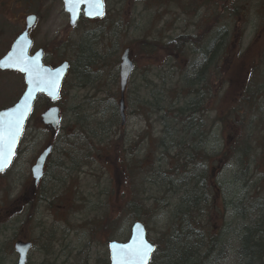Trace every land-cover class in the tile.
Segmentation results:
<instances>
[{
    "label": "rangeland",
    "instance_id": "1",
    "mask_svg": "<svg viewBox=\"0 0 264 264\" xmlns=\"http://www.w3.org/2000/svg\"><path fill=\"white\" fill-rule=\"evenodd\" d=\"M103 2L105 15L102 20H80L71 29L62 0H0V58L20 34L24 19L29 15L37 16V23L29 33L32 52L44 49L49 67L72 61L68 43H79V47L86 50L84 41L89 39L93 40V51L101 58L88 70L85 68L95 81L90 88L75 87L70 75L65 80L63 92L54 104L61 116L54 139L39 122L50 103L44 98L36 102L17 157L11 169L0 176V264H15L13 244L19 240L33 243L28 264H99L107 259L109 238L122 242L129 236L132 223L124 222L127 215L121 213L129 198L134 202L141 201L147 211L148 217L143 218V222L149 241L157 245L161 236L171 229L173 216H179L183 210L179 205L180 195L172 186L173 190L167 191L163 185L165 176L143 179L138 172L141 167L145 174L156 170L157 174L169 172L173 175L175 167L177 170L181 164L177 160H164L162 155L172 145L171 141L177 140L172 119L166 117V122L162 121L165 126L167 124L168 135L167 132L164 134L161 122L148 117V109L143 103L148 102L149 97L153 100L151 93L162 95L164 100L163 93L168 90L184 94L186 84H180V77L188 79L184 76L191 72L193 56L188 51H193V47L190 45L198 48L207 43L212 32L224 26L233 37L230 45H233L235 63L230 64V60L225 77L212 79L208 86L212 90L206 92L207 95L202 93L203 100L196 97V101H200L203 109L199 114L203 130L209 133L207 149L224 159L211 157L209 163V172L214 176L205 192L210 197L215 195L216 199L209 215L211 218L223 217V220L215 219L214 225L210 221L209 230L226 233L224 241L232 247L226 253L227 259L220 264H240L233 236L241 222L234 218L233 211L225 210V206L240 203L243 208L248 207L247 216L252 215L254 219L257 215L251 214L254 211L251 208L257 206L255 200L264 201V0ZM216 6L221 10L226 7L232 14L226 13V17L219 20ZM183 42L190 45L183 47ZM177 47L179 51L187 48L182 51L183 59L179 58ZM125 49L130 51L134 68L127 86L132 84V95L125 97V122L122 130L119 128L115 148L110 144L97 147L102 149L99 157L95 156L98 149L84 141L69 148L67 139L74 129L71 112L74 107L82 105L81 111H85L89 109V103L98 100H105L112 109L118 104L119 58ZM236 62L242 63L245 69L241 70ZM113 75L117 77L116 86ZM144 77L153 84L150 88L142 81ZM23 91L21 75L0 72V110L11 107ZM181 97L170 103L175 102V107L184 105L187 98ZM90 112L84 114L90 115ZM225 113L228 117L222 123L221 115ZM163 137L167 139L161 144ZM48 144L54 145L48 176L43 179L40 190L31 196L28 192L30 169ZM170 151L174 159L177 152ZM68 156L75 160L82 157V164L93 157V162L82 169L74 167L72 173L67 174L56 164L63 162V167H67ZM167 177L174 185L176 176ZM20 206L22 211L17 212ZM120 213L117 225L109 227L113 217Z\"/></svg>",
    "mask_w": 264,
    "mask_h": 264
},
{
    "label": "trees",
    "instance_id": "2",
    "mask_svg": "<svg viewBox=\"0 0 264 264\" xmlns=\"http://www.w3.org/2000/svg\"><path fill=\"white\" fill-rule=\"evenodd\" d=\"M216 7L217 11L220 13V15H218L219 13L216 12L218 15L216 17L217 19H224L226 17L225 14H229L226 7H222V10L218 9V6ZM231 14L232 13L229 15ZM238 14L239 13H237V15ZM216 26H218V24ZM212 34L209 36L207 43L205 42L203 45L201 44L202 46L200 45V48H196L197 46L190 45V43L184 45L183 42L182 44L183 47H187L188 45L193 47V51H188L190 56H193L190 65L191 72L189 75L186 73L184 76L189 78L185 79L180 77V84H186L183 91L184 94L176 92V90H168V92L165 91L163 93V95L166 96V99L164 100L162 95L151 93L150 95L153 100L149 97L148 102L143 103L144 108L148 109L146 111L148 117H154V122H161L164 134L167 132L168 135L166 128L167 124L165 126L162 121L166 122V120H164L166 117L172 119L171 123H173V126L175 127L173 132L177 135V140L179 142L176 139H173V141H171L172 145L165 153L163 152L162 155L164 160H177L181 166H177V170L175 167L173 175H169V172H166L165 175L157 174L156 170L145 174L140 167V171L138 172L140 173L139 176H142L143 179L146 176H155L156 179L160 178V176H165L164 181H166V183H163V185L168 188V192H171L175 187L177 193L180 195L178 198L179 205L183 208V210L180 211V217L176 215L173 216V220L171 221L172 227L169 232L165 235L163 234L161 239L157 242V245H155L156 251L152 255L149 264H220L227 259L226 253L228 249H230L229 247H231L228 242L224 241L225 238L227 239L225 236L226 233L209 230L210 221L211 223L213 222L214 225L215 219L217 220L220 218L223 220L222 216L211 218L209 215V210L213 208L214 202L216 201L215 195L212 194L210 197L209 194L206 195L205 192L206 189L209 190L208 182L210 178L214 176V174H210L211 172H209V163L211 157L215 159L219 157L220 160L224 159L207 149L208 142L206 139L208 138L207 134L209 133L206 129L203 130L202 119L199 117V114L202 113L203 109L200 106V101H196V97L202 98L201 100H203L202 93L207 95V93L212 90L208 87L212 83V79L215 78L216 80H220L225 77V70L230 63V60V64L235 63V60L232 59L235 55L232 50L233 45H230L231 40L233 42V37L228 34L227 28L224 26L216 32H212ZM84 43L86 44L87 42L84 41ZM206 44L208 45L206 46ZM67 45L68 51L72 53L73 57L71 62L67 61L70 65L68 76L70 75V77H73L75 87L80 89L90 88L95 81H93L94 79H91L92 75H90L87 70L94 61L99 62L98 59H101L92 49L94 44L86 50L79 47V43H71L70 45L68 43ZM176 50H178V53L180 54L178 55L179 58L183 59L182 55L184 52L182 51L187 50V48H183L179 51L180 48L177 47ZM91 58L92 61H90ZM223 65L225 67H223ZM236 65L239 66L241 70L245 69L244 65L240 62H236ZM85 68L87 69L86 72ZM181 69L182 66L180 67V70ZM236 73L239 75L238 72ZM142 81L148 88L153 85L149 83L145 77ZM113 83L116 86V75H113ZM131 85L132 84L126 89L125 97L126 95H132ZM62 92L63 91H61V94ZM181 96L187 98L184 105L175 107V102L170 103L174 98L176 100V97ZM160 97H162V99ZM85 99L87 100L86 97L84 100ZM166 100H169L167 104H165ZM44 101L47 103L45 99ZM153 101L155 102L153 103ZM87 103L85 105H87ZM82 108V105H79L71 110V112L73 111L72 124L74 129L67 139L69 148H72L75 144H80L83 141L94 148L109 146V144L115 148L119 136V128L122 130L118 104H114L112 109L111 106L108 107V103H106L105 100H98V102L89 103L88 110L81 111ZM89 111H91L89 113L90 115L84 114ZM221 117H223L222 123H225L224 120L226 121V118L228 117L227 113L222 114ZM117 119H119V121H117ZM115 132H117L116 135L114 134ZM57 133L53 139L57 136ZM166 139V137L161 138L160 143L164 144ZM97 149V155L95 156L99 157L100 150L102 149ZM171 149H174L177 152V156L174 159H172L170 155ZM49 159L46 165L45 176H48L47 169H49ZM90 162H93V157L89 162H84L82 164V157L78 156L75 160L74 157L71 158L68 156L67 162L65 163L67 167H63V162L56 165L57 168H60V171L62 170V172L70 174L74 167L82 169ZM167 176H176L174 185L171 183L170 177ZM170 186L173 188H170ZM255 203L257 206L251 208L254 210L251 214H254V216L257 215V218L255 216L254 219L251 218L252 215L250 214V216H247L250 212L248 207L243 208L240 203H237V205L232 203L228 207L225 206V210L230 209V212L233 211L234 218L241 222L240 228L233 236V240L235 239L234 242H236V253L240 264H264V201L259 198L258 200H255ZM122 207L121 213L127 215L126 221L124 222H141L144 225L145 221L143 222V220L145 217H148V214L142 206L141 201L136 200V202H134L133 198H129L125 201ZM121 213L113 217L109 227L113 224L117 225ZM102 214L103 213H100V215ZM200 216L205 221H202L201 218L199 219ZM205 216L207 218H205ZM213 225L211 226V229H213ZM109 241H111V238H109L107 242ZM101 261L102 262L98 263L108 264L107 259Z\"/></svg>",
    "mask_w": 264,
    "mask_h": 264
},
{
    "label": "water",
    "instance_id": "3",
    "mask_svg": "<svg viewBox=\"0 0 264 264\" xmlns=\"http://www.w3.org/2000/svg\"><path fill=\"white\" fill-rule=\"evenodd\" d=\"M64 12L69 16V26L75 28L80 15L87 20L101 19L104 16L103 1L96 5L89 0H80L78 3H66L62 0ZM36 17L29 16L25 19L23 31L12 42L8 52L0 59L1 72H17L23 77L24 91L17 102L4 110L0 111V147L7 152V140L9 122L14 120L19 113H23V119L20 121L19 132L15 135V143L12 145L11 156L7 162L0 168V173L8 170L16 156L17 149L21 142L25 125L33 111L35 102L41 96L45 97L51 103L59 98V93L63 81L67 75L69 65L67 62L51 69L43 65V52L38 50L31 56L29 52L32 47V41L29 38V30L35 24ZM19 58L24 63H16ZM21 67H27L30 71H21ZM133 71V65L130 59L129 49H125L119 58L118 81H119V102L118 109L121 119V126L125 122V103L124 95L127 83ZM54 80V84L50 83ZM40 125L45 127L51 136L57 131L60 118L59 110L55 106L47 108L40 116ZM51 147L46 148L35 160V164L30 170L32 176L31 189L37 185L43 175V168L46 159L50 153ZM141 245L150 246L151 250L144 260V264H149L150 258L155 251V247L146 240V231L143 225L135 223L131 226L129 240L125 243H108L109 264H137L136 260L131 259V250ZM17 256L16 264H26L27 256L31 250L30 243L17 242L13 247Z\"/></svg>",
    "mask_w": 264,
    "mask_h": 264
},
{
    "label": "snow or ice",
    "instance_id": "4",
    "mask_svg": "<svg viewBox=\"0 0 264 264\" xmlns=\"http://www.w3.org/2000/svg\"><path fill=\"white\" fill-rule=\"evenodd\" d=\"M80 0H66V3H78ZM90 3L99 5L102 4V0H89ZM16 63H24L19 58L16 59ZM21 71H30L27 67H21ZM50 83L54 84V80ZM23 119V113H19L16 118L9 122L8 140H7V152L5 153L3 147H0V168L7 162V158L11 156L12 145L15 143V135L19 132L20 121ZM151 247L141 245L138 248L131 250V259L136 260L137 264H144V260L148 256Z\"/></svg>",
    "mask_w": 264,
    "mask_h": 264
},
{
    "label": "flooded vegetation",
    "instance_id": "5",
    "mask_svg": "<svg viewBox=\"0 0 264 264\" xmlns=\"http://www.w3.org/2000/svg\"><path fill=\"white\" fill-rule=\"evenodd\" d=\"M79 22V21H78ZM78 24V23H77ZM36 25V24H35ZM77 26V25H76ZM32 30V29H31ZM30 33V32H29ZM38 50H42L43 51V61H44V63L46 64V53L44 52V50L41 48V49H38ZM0 176H3V174L2 175H0ZM45 177H43V179H44ZM42 183H43V180H41L40 182H39V184L37 185V187H36V189H35V192L36 191H39L40 190V187H41V185H42ZM39 189V190H38ZM22 198H21V202L23 203L24 202V198H23V196H21ZM16 211L17 212H20V211H22V206H20V207H17V209H16Z\"/></svg>",
    "mask_w": 264,
    "mask_h": 264
},
{
    "label": "bare ground",
    "instance_id": "6",
    "mask_svg": "<svg viewBox=\"0 0 264 264\" xmlns=\"http://www.w3.org/2000/svg\"><path fill=\"white\" fill-rule=\"evenodd\" d=\"M92 41H93L92 39H89V40L87 41L86 45H89V46H87L88 48H89V47H92V46H91V42H92ZM88 54H89V53H88Z\"/></svg>",
    "mask_w": 264,
    "mask_h": 264
}]
</instances>
